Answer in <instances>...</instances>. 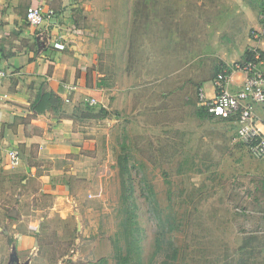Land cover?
<instances>
[{
	"label": "rangeland",
	"instance_id": "obj_1",
	"mask_svg": "<svg viewBox=\"0 0 264 264\" xmlns=\"http://www.w3.org/2000/svg\"><path fill=\"white\" fill-rule=\"evenodd\" d=\"M238 1H77L67 38L93 73L72 111L98 142L94 177L41 197L38 245L19 249L22 188L0 168V264H115L125 228L133 264H264V158L198 104L199 86L254 45L264 0Z\"/></svg>",
	"mask_w": 264,
	"mask_h": 264
},
{
	"label": "crops",
	"instance_id": "obj_2",
	"mask_svg": "<svg viewBox=\"0 0 264 264\" xmlns=\"http://www.w3.org/2000/svg\"><path fill=\"white\" fill-rule=\"evenodd\" d=\"M77 1L82 0H0V168L11 170L12 185L22 188V193L15 194L18 208L10 211L26 223L24 232L13 235L19 249L38 245L34 236L46 218L41 197L70 196L71 181L94 177L98 142L94 136H80L78 118L72 111L77 104L73 95L87 88L93 64L92 57H76L78 51L67 38L75 29ZM36 5L53 14L41 25L32 26L26 21V9ZM232 5L239 11L245 4L233 0ZM259 46L264 50L263 42ZM65 86L73 88L68 101ZM204 90L208 96L213 93L212 85ZM43 91L58 94L61 106L44 113L32 109ZM14 148L21 163L12 167L8 152ZM90 183L93 188V180Z\"/></svg>",
	"mask_w": 264,
	"mask_h": 264
},
{
	"label": "built area",
	"instance_id": "obj_3",
	"mask_svg": "<svg viewBox=\"0 0 264 264\" xmlns=\"http://www.w3.org/2000/svg\"><path fill=\"white\" fill-rule=\"evenodd\" d=\"M52 10H44L42 6H28L26 21L32 26H39ZM259 26L252 31L255 43L239 62L228 64L219 69L212 82L213 93L208 96L204 87L199 86L198 104L208 113L223 120L236 123V137L249 152L257 158H264V50L259 46L264 39V3L258 14ZM3 74L0 68V76ZM68 101L72 87L65 86ZM88 103H96L90 98ZM12 167L21 163L19 151L14 148L8 152Z\"/></svg>",
	"mask_w": 264,
	"mask_h": 264
},
{
	"label": "trees",
	"instance_id": "obj_4",
	"mask_svg": "<svg viewBox=\"0 0 264 264\" xmlns=\"http://www.w3.org/2000/svg\"><path fill=\"white\" fill-rule=\"evenodd\" d=\"M216 74V73H215ZM62 98L54 93L53 91H43L38 94L35 101L33 102V108L37 113H44L45 111L49 110H56L61 106ZM201 110H206L203 106H201ZM207 112V110H206ZM210 114V113H209ZM211 115V114H210ZM130 232L128 228H125V236L126 240L128 242L129 248L125 253L122 252L121 247H117L115 250V264H133L132 259V248L130 247ZM139 253V249L137 251ZM139 261V257L137 258ZM139 264L140 262H136ZM91 264H107V261L105 258H100L97 261L91 263Z\"/></svg>",
	"mask_w": 264,
	"mask_h": 264
}]
</instances>
